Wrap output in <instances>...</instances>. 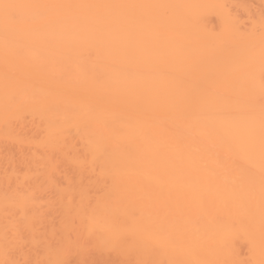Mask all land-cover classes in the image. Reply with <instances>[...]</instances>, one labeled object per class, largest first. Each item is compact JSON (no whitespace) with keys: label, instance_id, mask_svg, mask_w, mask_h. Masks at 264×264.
Segmentation results:
<instances>
[{"label":"bare ground","instance_id":"1","mask_svg":"<svg viewBox=\"0 0 264 264\" xmlns=\"http://www.w3.org/2000/svg\"><path fill=\"white\" fill-rule=\"evenodd\" d=\"M0 264H264V0H0Z\"/></svg>","mask_w":264,"mask_h":264}]
</instances>
